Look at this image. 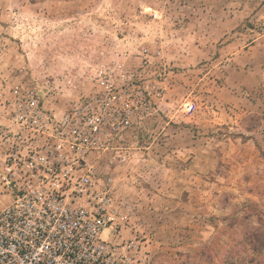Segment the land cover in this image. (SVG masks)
I'll list each match as a JSON object with an SVG mask.
<instances>
[{
	"label": "rangeland",
	"instance_id": "rangeland-1",
	"mask_svg": "<svg viewBox=\"0 0 264 264\" xmlns=\"http://www.w3.org/2000/svg\"><path fill=\"white\" fill-rule=\"evenodd\" d=\"M107 89L149 102L90 157L122 205L111 246L128 264L264 260V0H0V166L32 148L22 96L61 114Z\"/></svg>",
	"mask_w": 264,
	"mask_h": 264
},
{
	"label": "built area",
	"instance_id": "built-area-1",
	"mask_svg": "<svg viewBox=\"0 0 264 264\" xmlns=\"http://www.w3.org/2000/svg\"><path fill=\"white\" fill-rule=\"evenodd\" d=\"M138 97L107 89L61 114L48 112L39 96L14 105L12 121L34 139L31 150L11 151L0 166L10 198L0 210V264H128L129 247L114 248L105 237L119 227L122 205L90 157L112 150L148 107Z\"/></svg>",
	"mask_w": 264,
	"mask_h": 264
},
{
	"label": "trees",
	"instance_id": "trees-1",
	"mask_svg": "<svg viewBox=\"0 0 264 264\" xmlns=\"http://www.w3.org/2000/svg\"><path fill=\"white\" fill-rule=\"evenodd\" d=\"M255 244H252V250L255 252H260L262 251V248L264 247V238H260L258 236V238H255L253 240ZM255 260H250L251 263H254ZM254 264H264V260L261 261H256Z\"/></svg>",
	"mask_w": 264,
	"mask_h": 264
}]
</instances>
